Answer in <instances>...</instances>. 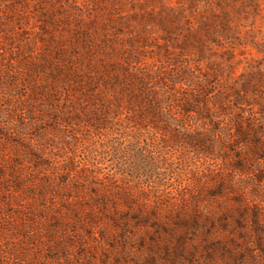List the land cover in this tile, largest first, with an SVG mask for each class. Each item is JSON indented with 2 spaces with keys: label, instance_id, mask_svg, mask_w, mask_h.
Masks as SVG:
<instances>
[{
  "label": "rangeland",
  "instance_id": "rangeland-1",
  "mask_svg": "<svg viewBox=\"0 0 264 264\" xmlns=\"http://www.w3.org/2000/svg\"><path fill=\"white\" fill-rule=\"evenodd\" d=\"M0 264H264V0H0Z\"/></svg>",
  "mask_w": 264,
  "mask_h": 264
},
{
  "label": "trees",
  "instance_id": "trees-1",
  "mask_svg": "<svg viewBox=\"0 0 264 264\" xmlns=\"http://www.w3.org/2000/svg\"><path fill=\"white\" fill-rule=\"evenodd\" d=\"M164 94H166V92H164ZM172 101L173 100L171 97H167V96L164 97L163 95V97L160 98V100H158L157 104L153 106V110L155 109L157 113H160V115L165 119H167L171 125H176L180 127L191 126L190 123L187 122L185 123L183 121H180L178 119L177 113L172 112L173 110V106L171 104ZM120 126L123 125L121 124ZM87 149L89 150H87L88 154L86 157L89 163L91 162V160H94L93 159L94 157H88V155L91 156V154L93 153H98L99 155L104 154V152L97 151L96 149H92V148L90 149L89 147H87ZM122 156L125 157L124 154ZM95 182L96 184L99 183L98 186H101L102 189L109 190L108 191L109 193L98 194L97 197H95L98 201L99 206L102 209L108 211L111 210L116 211L120 207H125L126 209H130L131 211L135 210L139 212L147 210L149 208L156 209L159 206L161 208L162 207L161 200H163L164 202L165 199V198L160 199L155 196L150 197L149 194L147 193H137L133 191V189L131 188V185L129 184L130 182H126L124 180L122 181L121 185H114V183H112L110 180H106L104 182L101 180L100 181L96 180ZM166 199L168 201H171V199L169 198Z\"/></svg>",
  "mask_w": 264,
  "mask_h": 264
}]
</instances>
